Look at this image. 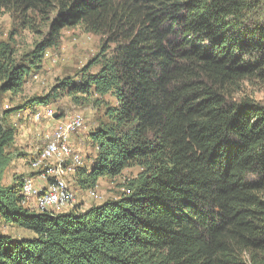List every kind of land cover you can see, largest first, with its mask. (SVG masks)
Returning a JSON list of instances; mask_svg holds the SVG:
<instances>
[{"label":"trees","instance_id":"obj_1","mask_svg":"<svg viewBox=\"0 0 264 264\" xmlns=\"http://www.w3.org/2000/svg\"><path fill=\"white\" fill-rule=\"evenodd\" d=\"M3 14L42 38L21 56L0 40V107L64 29L101 44L75 79L0 112V221L33 235L0 232V264H264V99L239 95L264 88L263 0H0ZM62 96L103 107L76 185L140 172L83 211L31 210L22 176L2 184L9 118Z\"/></svg>","mask_w":264,"mask_h":264},{"label":"rangeland","instance_id":"obj_2","mask_svg":"<svg viewBox=\"0 0 264 264\" xmlns=\"http://www.w3.org/2000/svg\"><path fill=\"white\" fill-rule=\"evenodd\" d=\"M41 38V36L30 33L28 30L19 29L9 14L0 16V40L9 43L17 56L33 50L35 44ZM100 40L99 36L86 33L81 27L64 29L61 32L58 46L46 51L40 70L27 79L22 92L16 96L10 94L3 96L0 112L6 108L21 106L27 99L32 97L46 95L52 87L64 78L75 79L77 72L98 54L101 44ZM239 95L249 96L257 101H262L264 99V88H256L246 83ZM105 99L113 103L111 98L106 97ZM102 112L103 107L94 108L91 99L75 104L71 98L62 96L55 102L41 107L34 114L21 110L11 115L9 123L17 129V135L13 145L8 149L11 159L3 172L2 184L10 185L17 177L22 176L24 178L23 187L25 182L30 181L32 186L38 189L41 186L45 188L49 180L54 181L59 178L65 182L68 190L75 198L72 207H63L60 212L76 209L83 211L90 206L117 199L122 192L121 186L126 180L136 177L140 172L139 168L125 169L114 178L100 179L97 182V186L89 190L81 189L80 186L76 185L77 181L74 171H76L77 168L75 167L77 166L72 167V157L80 158L82 164L78 167H83L86 170L90 169L93 164V159L96 155L95 149L92 148L87 138L88 134L96 127L97 120L102 115ZM48 114H51V117ZM35 116H38V119H35L37 118ZM70 120H79L83 127L70 133L68 143L72 151V154L70 153L72 157L70 156L71 158L69 157L66 161L64 159L67 166L65 168L64 163L65 173L54 179L53 172H49V168L45 169L44 164L37 169L31 166V161L38 152L44 149L45 135L50 134L55 125ZM50 163L49 165H52V167L58 165L55 159H51ZM39 170L42 171L40 175L34 174ZM22 205L27 206L31 210H37L38 198H25L24 196ZM58 211L53 210L51 212L58 213ZM0 232L15 239L31 238L33 236L31 232L5 225L1 221Z\"/></svg>","mask_w":264,"mask_h":264},{"label":"bare ground","instance_id":"obj_3","mask_svg":"<svg viewBox=\"0 0 264 264\" xmlns=\"http://www.w3.org/2000/svg\"><path fill=\"white\" fill-rule=\"evenodd\" d=\"M35 117H37L35 119H38V116ZM76 122L81 123L79 120H77ZM82 127H83L82 125H76L74 127V131L81 129ZM44 139H45L44 149L41 152H38L37 155L34 156L33 160L31 161V166L33 168L38 169L42 164H44L43 166H45V169L49 168L48 169L49 172H53V176H54L53 178L55 179L59 177L60 174L65 173L66 169H64V163H65L64 159L66 161L72 154L71 148L69 147V143H68L69 139L65 144V149H63L58 145L48 144L47 140H50V134H46ZM51 140H59V131L51 132ZM51 159L57 160L58 165H56V167H52V165H49L51 164L50 163ZM72 159H73L72 167L80 166L82 164L80 158L72 157ZM61 191H65L66 193V202H63L60 199ZM23 194L25 198L27 197H34L35 199L38 198L37 210L40 212L50 213L51 211L53 212V210L58 211L59 208L61 209L63 207H72L75 202V198L68 190L65 182L59 178L55 179L54 181L51 182V184L47 185L45 188L42 189L40 187L38 189L34 188L30 183V181L25 182L23 187Z\"/></svg>","mask_w":264,"mask_h":264},{"label":"built area","instance_id":"obj_4","mask_svg":"<svg viewBox=\"0 0 264 264\" xmlns=\"http://www.w3.org/2000/svg\"><path fill=\"white\" fill-rule=\"evenodd\" d=\"M48 116L51 117V114H48ZM76 125H83V124L76 122L74 120H70V121L62 122V123L55 125L51 131H59V140H51V131H50V140H47V143L52 144V145H58L62 147L63 149H65V144L67 143L69 139L70 132H74V127ZM42 188L43 187L41 186V189ZM60 199L61 201L66 202L65 191H61ZM59 212H60V208H59Z\"/></svg>","mask_w":264,"mask_h":264},{"label":"crops","instance_id":"obj_5","mask_svg":"<svg viewBox=\"0 0 264 264\" xmlns=\"http://www.w3.org/2000/svg\"><path fill=\"white\" fill-rule=\"evenodd\" d=\"M85 208H86V206H85Z\"/></svg>","mask_w":264,"mask_h":264}]
</instances>
